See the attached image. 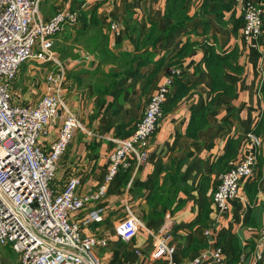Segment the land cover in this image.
<instances>
[{
    "label": "crops",
    "instance_id": "1",
    "mask_svg": "<svg viewBox=\"0 0 264 264\" xmlns=\"http://www.w3.org/2000/svg\"><path fill=\"white\" fill-rule=\"evenodd\" d=\"M173 4L189 19L168 31L175 22L167 16ZM41 6L45 20L64 8L79 14L78 22L55 39L53 52L60 65L29 59L11 85L13 101L23 104L35 105L58 92L83 123L58 161L56 191L78 177V194L98 192L115 139L132 133L159 85L173 69H181L151 139L149 160L139 164L131 159L108 183L105 195L71 214L83 234L108 238L107 246L95 250L98 258L103 264H169L167 257L151 255L154 235L169 231L178 262L221 248L224 264H252L264 232V31L257 46L244 41L242 2L42 0ZM112 23L118 24L116 29ZM152 32L160 33L159 40L143 43ZM179 53L184 54L181 59ZM212 54L231 55V63L218 69V85L225 87L217 90L208 64ZM59 72L60 84L49 81L51 73ZM63 119L61 113L40 135L45 149L57 139ZM250 132L260 139L254 173L241 182L229 210L220 213L213 193L221 173L254 148ZM95 213L102 219L88 221ZM131 214L143 227L125 241L117 228ZM233 250L241 251L237 261ZM0 264H20L10 244H0Z\"/></svg>",
    "mask_w": 264,
    "mask_h": 264
},
{
    "label": "built area",
    "instance_id": "2",
    "mask_svg": "<svg viewBox=\"0 0 264 264\" xmlns=\"http://www.w3.org/2000/svg\"><path fill=\"white\" fill-rule=\"evenodd\" d=\"M243 9L242 38L257 46L264 28V5L257 0H240ZM42 0H0V244H10L20 255V264H103L95 250L105 247L108 238L85 235L71 214L81 210L86 202L105 195L108 183L131 159L147 162L152 154L151 139L164 115V105L171 85L181 69L175 68L159 85L147 102L144 115L130 135L115 139L117 146L110 154V167L98 192L78 194L81 180L68 179L61 191L53 182L58 161L67 150L82 121L67 107L58 92L44 95L33 104L13 101L11 85L21 65L29 59H40L60 65L53 52L55 39L67 25L78 22L77 11L59 10L48 20L40 16ZM117 23H112L116 29ZM49 81L61 83L63 72L51 73ZM64 110V111H63ZM64 114L57 139L50 149L38 142L52 119ZM254 148L229 170L221 173L213 194V204L220 213L229 210L231 201L240 195L241 182L251 177L257 162L259 137L250 132ZM97 213L88 221L101 220ZM143 227L131 214L117 228L125 241L133 239ZM172 234L160 231L154 235L152 257H167L169 264H224L221 248L205 250L188 262L174 258L176 247ZM264 258V232L254 250L252 264Z\"/></svg>",
    "mask_w": 264,
    "mask_h": 264
},
{
    "label": "trees",
    "instance_id": "3",
    "mask_svg": "<svg viewBox=\"0 0 264 264\" xmlns=\"http://www.w3.org/2000/svg\"><path fill=\"white\" fill-rule=\"evenodd\" d=\"M178 5L173 4V6L168 7V12H167V16L168 17H172L175 19V22L173 23V25L168 27V31H174L177 28L183 27L185 26V23L187 22V20L189 19L188 15L186 14V11L180 10L178 9V11L176 10ZM264 19V17H263ZM264 28V25H263ZM160 38V33H150L146 36V39L144 40L143 43L147 44V43H156ZM184 54L179 53L178 56L181 59L183 57ZM231 55H225V56H221L218 54H212L210 56V58L208 59V64L210 65L212 71H213V76H214V88L215 90L225 87L222 84L218 85L219 82V78H220V74L218 69L221 67L222 64H230L231 63ZM129 63V60L126 61ZM133 62V61H132ZM132 64V63H131ZM221 81V80H220ZM218 85V86H217ZM240 252L241 251H234L233 250V256H232V260L237 261L240 258Z\"/></svg>",
    "mask_w": 264,
    "mask_h": 264
},
{
    "label": "rangeland",
    "instance_id": "4",
    "mask_svg": "<svg viewBox=\"0 0 264 264\" xmlns=\"http://www.w3.org/2000/svg\"><path fill=\"white\" fill-rule=\"evenodd\" d=\"M40 10H41V16L43 17V13H42V12H43V10H42V6L40 7ZM25 91H26V90H23V93H25ZM228 170H229V169H228ZM219 182H220V177H219ZM219 182H218V184H219ZM218 184H217V186H218ZM216 189H217V187H216ZM216 189H215V190H216ZM214 192H215V191H214ZM213 194H214V193H213Z\"/></svg>",
    "mask_w": 264,
    "mask_h": 264
}]
</instances>
